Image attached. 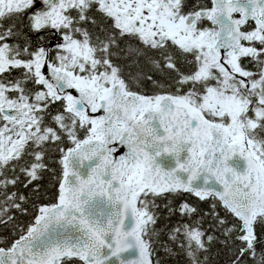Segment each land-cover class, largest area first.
I'll return each mask as SVG.
<instances>
[{
	"label": "snow or ice",
	"instance_id": "obj_1",
	"mask_svg": "<svg viewBox=\"0 0 264 264\" xmlns=\"http://www.w3.org/2000/svg\"><path fill=\"white\" fill-rule=\"evenodd\" d=\"M0 229V264H264V0H0Z\"/></svg>",
	"mask_w": 264,
	"mask_h": 264
},
{
	"label": "trees",
	"instance_id": "obj_2",
	"mask_svg": "<svg viewBox=\"0 0 264 264\" xmlns=\"http://www.w3.org/2000/svg\"><path fill=\"white\" fill-rule=\"evenodd\" d=\"M54 167H58V166L57 165H54ZM44 183L46 185L49 183L47 177L45 178ZM185 199H189L191 201V200H194L195 198L194 197H188V196H186ZM201 207L206 209L207 208V205H205V204L202 203L201 204ZM22 219H25V218L22 217ZM177 219H178V216H173L172 219H171V221L169 223L170 224L175 223ZM164 223L165 222L163 220H161L160 222H158V224L160 226H162ZM2 231H3V229H0V232H2ZM217 247H219V246H217ZM213 252H215V249H213ZM212 261H213V264H223V258L222 257H216L215 255L212 256Z\"/></svg>",
	"mask_w": 264,
	"mask_h": 264
},
{
	"label": "water",
	"instance_id": "obj_3",
	"mask_svg": "<svg viewBox=\"0 0 264 264\" xmlns=\"http://www.w3.org/2000/svg\"><path fill=\"white\" fill-rule=\"evenodd\" d=\"M54 42V41H53Z\"/></svg>",
	"mask_w": 264,
	"mask_h": 264
}]
</instances>
